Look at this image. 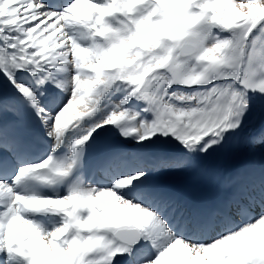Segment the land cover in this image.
<instances>
[{"label": "snow or ice", "instance_id": "6c2138e0", "mask_svg": "<svg viewBox=\"0 0 264 264\" xmlns=\"http://www.w3.org/2000/svg\"><path fill=\"white\" fill-rule=\"evenodd\" d=\"M0 264H264V0H0Z\"/></svg>", "mask_w": 264, "mask_h": 264}, {"label": "bare ground", "instance_id": "6f19581e", "mask_svg": "<svg viewBox=\"0 0 264 264\" xmlns=\"http://www.w3.org/2000/svg\"><path fill=\"white\" fill-rule=\"evenodd\" d=\"M255 154L258 155V153L255 151ZM226 170V168H224Z\"/></svg>", "mask_w": 264, "mask_h": 264}]
</instances>
